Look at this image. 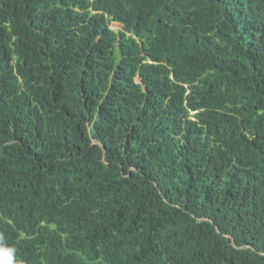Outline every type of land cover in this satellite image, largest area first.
Wrapping results in <instances>:
<instances>
[{
	"label": "trees",
	"instance_id": "trees-1",
	"mask_svg": "<svg viewBox=\"0 0 264 264\" xmlns=\"http://www.w3.org/2000/svg\"><path fill=\"white\" fill-rule=\"evenodd\" d=\"M0 246L264 264V0H0Z\"/></svg>",
	"mask_w": 264,
	"mask_h": 264
},
{
	"label": "clouds",
	"instance_id": "clouds-1",
	"mask_svg": "<svg viewBox=\"0 0 264 264\" xmlns=\"http://www.w3.org/2000/svg\"><path fill=\"white\" fill-rule=\"evenodd\" d=\"M114 23H116V22H114ZM138 80L140 81V77L138 78ZM15 251H16L15 248L0 246V253H2V255H0V264H14V262H15V256H14Z\"/></svg>",
	"mask_w": 264,
	"mask_h": 264
},
{
	"label": "rangeland",
	"instance_id": "rangeland-1",
	"mask_svg": "<svg viewBox=\"0 0 264 264\" xmlns=\"http://www.w3.org/2000/svg\"><path fill=\"white\" fill-rule=\"evenodd\" d=\"M110 27L114 31L122 30V25L121 24H118V23H114L113 22V23L110 24Z\"/></svg>",
	"mask_w": 264,
	"mask_h": 264
}]
</instances>
